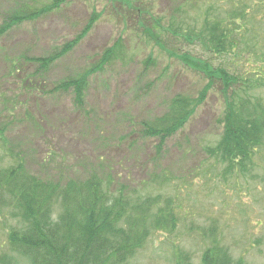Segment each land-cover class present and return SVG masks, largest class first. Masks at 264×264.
I'll return each mask as SVG.
<instances>
[{"label":"rangeland","instance_id":"obj_1","mask_svg":"<svg viewBox=\"0 0 264 264\" xmlns=\"http://www.w3.org/2000/svg\"><path fill=\"white\" fill-rule=\"evenodd\" d=\"M51 2L0 0V27L16 10L39 11ZM94 11L99 17L90 33L35 75L39 66L31 58L73 40ZM207 22L228 30L223 51ZM119 38L118 59L90 76L84 107L73 90L57 88L84 74ZM182 52L193 60L176 55ZM202 62L237 79L229 78L224 91L211 77L205 100L159 150V139L145 136L142 124L163 116L178 94L199 98L210 82ZM228 100L264 109V0H68L0 38V143L4 136L13 149L0 147V165L23 155L30 172L54 180L83 179L98 169L142 195L173 198L177 227L154 232L129 264H177L186 256L188 264H202L214 238L235 264H264V141L244 172L227 174V164L207 152L221 139ZM15 224L1 215L0 264L3 257L7 264H32L11 249Z\"/></svg>","mask_w":264,"mask_h":264},{"label":"trees","instance_id":"obj_2","mask_svg":"<svg viewBox=\"0 0 264 264\" xmlns=\"http://www.w3.org/2000/svg\"><path fill=\"white\" fill-rule=\"evenodd\" d=\"M67 1L52 0L39 11H14L0 27V38L21 22L35 19ZM98 17L99 13L94 11L84 29L59 50L47 57L31 58L39 66L35 75L41 76L42 71L48 70L80 43L90 33ZM207 27L217 51H223L229 42L228 30L221 32V22H207ZM186 39L189 40L187 36ZM122 42L119 38L84 74L61 81L57 88L73 90L76 104L84 107L90 76L118 59L123 49ZM169 49L171 54L176 53ZM176 55L186 62L193 60L186 52ZM150 63L154 64L151 56L146 61V64ZM202 64L210 82L199 98L178 94L163 116L143 122L144 135L158 138L159 150L169 137L185 127L205 100L213 87L211 77H218L223 82L224 91L229 88V78L237 79L224 68L216 70ZM240 101L235 105L229 101L222 122L221 139L216 146L207 148L211 157L227 164V174L234 169L244 172L247 165L252 164L254 151L264 141V109H259L263 106L257 103L248 107ZM4 130L0 128V135H4ZM1 137L4 140L1 139L0 147L12 154L10 142ZM2 159L0 152V161ZM99 171H90L83 179L54 180L30 172L23 155L8 166L0 165V213L16 221L9 231L12 251L27 257L32 264H129L154 232L175 230L178 215L173 198L164 197L161 193L142 195L131 190L128 184L118 183L110 174L103 175ZM4 258L1 262L7 264ZM187 260V256L181 257L177 264H188ZM202 264H235V261L229 249L214 238L202 255Z\"/></svg>","mask_w":264,"mask_h":264}]
</instances>
